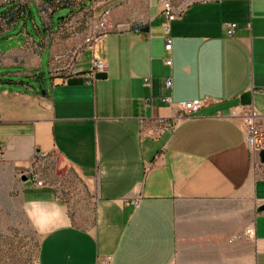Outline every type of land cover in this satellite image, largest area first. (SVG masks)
I'll return each mask as SVG.
<instances>
[{"label": "crops", "instance_id": "0c3cea01", "mask_svg": "<svg viewBox=\"0 0 264 264\" xmlns=\"http://www.w3.org/2000/svg\"><path fill=\"white\" fill-rule=\"evenodd\" d=\"M173 5L168 20L161 0H88L85 18L108 12V29L76 59L91 30L73 18L0 38L14 40L0 48V235H37L35 264H264V163L230 115L252 91L264 129V0ZM94 58L107 79L89 82ZM193 100L206 105L178 119ZM37 152L78 182L38 185Z\"/></svg>", "mask_w": 264, "mask_h": 264}, {"label": "built area", "instance_id": "2783aa9c", "mask_svg": "<svg viewBox=\"0 0 264 264\" xmlns=\"http://www.w3.org/2000/svg\"><path fill=\"white\" fill-rule=\"evenodd\" d=\"M210 1V0H201ZM88 0H0V38L5 37L10 31L18 26H22L25 34L27 35L26 26L30 23L37 24L33 17L32 7L36 6L39 15L41 16L42 23L46 28L52 27L54 21V15L57 11L64 8H70V14L65 17L69 19H75L78 25L85 26L87 31L84 40L81 44L75 47L73 56L74 59L79 57L82 52L92 46L98 41L108 29V12H105L99 18L86 19V15L92 10L87 6ZM162 13L168 20H174L178 17V11H176L173 0H161ZM141 24L134 25V29L139 32L141 30ZM237 25L235 23L229 24L226 29L228 34H234ZM76 32H74V35ZM37 49H43V46L36 45ZM172 48L171 40L166 39L165 49L170 51ZM59 60V59H58ZM1 61V59H0ZM167 65L172 64L171 59L166 60ZM61 64L56 65L57 70H62ZM108 68L104 61L100 58H94L93 68L86 74L89 82H93L96 79L98 73H107ZM167 86L172 84L171 78L166 80ZM167 102L171 103V98L166 97ZM206 102L203 100L184 101L177 104L179 110L178 119H188L196 115L204 106ZM231 117L242 118L245 122V143L251 151V156L255 164L261 162L260 153L264 150V129L259 125L258 112L251 107V105H238L233 108L230 113ZM174 123L168 122L166 119L158 120V131L173 127ZM47 159V155L37 152L34 157V165L38 167L42 165ZM63 165L66 163L62 162ZM30 176L36 181L38 185H44V181L41 179L37 170H32ZM140 198L126 199L125 205L133 206L137 208L140 205Z\"/></svg>", "mask_w": 264, "mask_h": 264}, {"label": "rangeland", "instance_id": "374dc122", "mask_svg": "<svg viewBox=\"0 0 264 264\" xmlns=\"http://www.w3.org/2000/svg\"><path fill=\"white\" fill-rule=\"evenodd\" d=\"M2 9H0L1 11ZM33 17L37 24H41L42 19L39 15L35 5L32 7ZM71 12L70 8H64L57 11L54 15L56 24H58L59 19L62 17H67ZM28 31L35 35L38 39V33L33 26L31 20L28 27ZM17 37V36H16ZM23 38L22 36L20 37ZM14 41L10 39L8 41H1L0 48L1 50H7L6 47L10 46V42ZM48 52L42 55V65L45 67V72L48 74ZM37 172H39L41 179L46 182L53 180L54 183H59L61 180L66 179V177L73 178L75 182H78L76 174L68 167L63 165L55 155L51 154L47 157L45 162L42 165L36 167ZM69 189V196L74 193V190L77 189L76 186H66ZM27 228L25 234H14L10 236L13 241H2L3 235H0V264H35L37 257V250L39 245V240L37 235Z\"/></svg>", "mask_w": 264, "mask_h": 264}, {"label": "water", "instance_id": "95a60500", "mask_svg": "<svg viewBox=\"0 0 264 264\" xmlns=\"http://www.w3.org/2000/svg\"><path fill=\"white\" fill-rule=\"evenodd\" d=\"M144 32L149 31V27H145L143 29ZM108 75L107 73H98L96 75V79L102 80V79H107ZM239 101L242 105H251L252 104V91H248L244 94H242L239 98ZM261 161L264 163V150L261 151L260 153ZM26 179V176L24 177ZM264 211V205H262L259 209V212Z\"/></svg>", "mask_w": 264, "mask_h": 264}]
</instances>
